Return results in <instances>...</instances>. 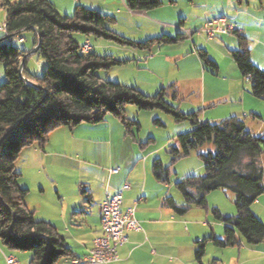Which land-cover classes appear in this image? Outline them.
Masks as SVG:
<instances>
[{
    "label": "trees",
    "instance_id": "1",
    "mask_svg": "<svg viewBox=\"0 0 264 264\" xmlns=\"http://www.w3.org/2000/svg\"><path fill=\"white\" fill-rule=\"evenodd\" d=\"M125 5L129 11H150L161 3L159 0H125ZM0 9L6 24L0 38V64L4 66L5 75L0 85V243L5 248L30 253L29 264H56L72 257L56 228L38 221L26 207L27 191L18 185L15 162L25 148L35 146L43 150L49 135L56 129L96 124L107 114L117 118L125 132L130 133L131 127L138 123L126 118L128 105L139 111L159 110L175 123L188 122L191 126L190 131L176 137L175 144L168 145V166L159 160L153 162L152 174L158 182L170 181V169L178 160L199 152L204 145L213 147L197 155L204 168L202 176L188 175L174 184L182 204L164 199L176 215L183 216L193 208L207 211V196L212 192L233 194L234 216H224L217 208L210 210L213 219L223 225V237L217 239L211 235L196 242V261L201 263L208 241L221 249L239 246V238L250 247L264 244V225L250 209L264 194V135L253 134L246 129L243 120L235 117L211 123L201 121L199 112H180L165 101L171 87L147 96L136 87L102 80L98 71L126 62L93 51L82 53V45L73 35L131 48H143L152 43L172 44L181 37L162 36L143 44L135 43L110 30L109 26L114 23L112 16L82 6H76L70 16L61 15L48 0H0ZM27 29L35 35L33 49L38 46L33 54L44 60L45 67L41 76L32 75L27 69L26 57L21 75L39 88L27 85L19 75V65L26 51L12 41ZM231 34L236 38L237 49L229 54L241 77L249 76L251 95L264 101V71L251 60L250 39L241 30ZM197 55L203 65L216 72V64L205 51L199 50ZM154 123L159 124L158 120Z\"/></svg>",
    "mask_w": 264,
    "mask_h": 264
},
{
    "label": "crops",
    "instance_id": "2",
    "mask_svg": "<svg viewBox=\"0 0 264 264\" xmlns=\"http://www.w3.org/2000/svg\"><path fill=\"white\" fill-rule=\"evenodd\" d=\"M48 1L61 15L67 16L72 15L76 6L90 9L91 3V0ZM189 1L193 5V1ZM161 5L158 9L150 11H129L125 0H108L107 8L113 10L116 18L112 31L117 35L132 38L138 43L142 40H146L144 41L146 43L162 36L181 37L172 44L152 43L147 47L125 50L129 53L127 60L142 63L150 73L163 64L169 68L164 79H146L143 83L137 84L136 88L149 96L164 86L171 87L166 97L180 112L184 114L199 112L201 121L211 123L235 117L243 120L246 129L253 134L264 135V101L251 95L249 84L241 77L234 61L224 56L223 65L228 72H222L220 63L213 60L217 66L214 72L207 67L204 69L197 55L201 37L198 35L194 37L196 32L194 30L201 26L198 34L202 35L211 13L206 14L205 19L200 18L195 24L188 20L189 15H173V10L170 8L173 6L172 3ZM226 20L237 27L231 20ZM252 22L259 23L260 27L262 19L255 18L246 23L251 25ZM141 28H144L142 35H138V39L134 38V32L141 34ZM244 28L246 29L238 27L236 30H241L251 40L249 29ZM226 34H215L211 39L206 37V40L212 43L216 35ZM21 40L18 41L19 44L24 43L22 38ZM225 40L230 48H237V41L234 42L231 38ZM86 42H89L91 47L88 38H84L80 44ZM94 49L91 47V51ZM251 60L261 69L262 66L252 50ZM139 63L136 66H140ZM216 76H224L223 80L226 84L224 90L217 94L216 90L211 88V84H214L213 78ZM142 112L146 111H139L136 107L125 108L126 118L138 123V126L131 127L130 133L125 132L117 118L108 114L102 122L96 124H80L73 129L58 128L50 134L43 150L35 146L25 148L15 162V170L19 174L18 185L27 191L26 207L38 221L51 224L64 238L66 247L72 252V257L63 259L71 264L72 260H82L86 257L92 248L93 240L102 234L98 205L106 197H113L124 184L128 187L122 192L121 211L134 207L135 218L141 230L125 232L126 242L118 248V260L111 264H204L203 260L201 263L196 261L195 253H191L194 248L191 245L195 246L196 251V242L211 235L223 237L222 224H215L216 226L213 225L208 230V222L205 221L200 225L195 221L204 217L197 212L198 210H195L197 214L193 215L195 219L186 216L192 210L183 216L176 215L172 207L164 203V199L170 198L174 204L180 205L183 202L182 197L176 194L174 185L169 186L170 181L158 182L152 174V164L155 160H159L164 166L170 164H164V157L161 154L162 152L167 154L168 145L175 144L176 137L181 132L186 133L191 130L190 124L175 126L174 132L170 134L161 135V132H158L161 135L160 142L153 137L144 139L139 135L141 129L139 118ZM155 115L160 117V114ZM155 120H158L159 124L154 123ZM153 123L163 126L159 119H154ZM79 135L85 140H79L78 138H82ZM202 148L196 153L197 155L203 153ZM205 150H213V147H206ZM262 162L264 165V160ZM110 170L116 172L110 173ZM202 171H204L202 164H198L187 174H201ZM46 197H50L52 204L45 201ZM210 197L213 199V196ZM210 202L212 201L209 198L208 203ZM212 206L218 207L214 203ZM250 209L264 225V194L251 205ZM221 212L223 213L222 210ZM235 214L236 211L232 208H228L227 213H223L224 216ZM176 236L184 237L186 245L191 250L185 257L170 260L167 256H173L176 251ZM239 241L238 247H241V250L238 252L235 264L242 263L241 252H249L247 249L251 252L253 250L255 255L251 259L246 258L243 264H264L262 244L250 247L245 245L242 239L239 238ZM10 251L0 243V264H6L5 256H14L18 264L30 262L31 255L28 252L15 255ZM212 256L206 257V264H223L220 259L214 257L223 258V256ZM59 261L56 264H61Z\"/></svg>",
    "mask_w": 264,
    "mask_h": 264
},
{
    "label": "rangeland",
    "instance_id": "3",
    "mask_svg": "<svg viewBox=\"0 0 264 264\" xmlns=\"http://www.w3.org/2000/svg\"><path fill=\"white\" fill-rule=\"evenodd\" d=\"M159 1L161 4L166 3L168 5L171 4L170 3L171 1H173L172 3L173 6L170 7L173 10L172 14L177 15V16L178 15H189L188 20L194 22L195 24L196 22H198L200 18L205 19L206 14L211 13L210 18H208L209 22L219 17H226V19H229L234 24H236L237 27L235 28L239 27V29L245 30L246 28L244 27H247V29H249L248 31L249 36H251V40H252V42L250 40V50H252V53L255 55L256 60H258V62L262 66L261 69H263L264 71V0H192L193 5L190 3L189 0H162V1L159 0ZM89 5H90L91 10H94L102 15L112 16L114 18V23L109 26L110 30L112 31V28L115 25L116 18L114 16L115 13L113 12V10L107 8L108 0H91V3ZM161 7L162 5L160 6V8ZM3 13H4L3 10L0 9V24L2 23ZM255 18L262 19V22L260 23V27H259V23L255 24L252 22L251 25L248 24L250 21H253ZM200 27L195 28L194 30L196 31L194 34V37L196 35L201 37V39L198 42V44L200 45L198 51L199 50H203L205 52L207 51L206 53L208 55V58L211 61L215 60L217 63H220L222 72H228L227 70H225V66L223 65V62H224L223 57L225 56L230 61H233V59L231 58L228 52L236 50L237 48H230L225 39L231 38L235 42L236 41L235 37L229 33L226 35H216L214 37V40H212V43H208V41L206 40V35L204 33L202 35L198 34L200 31L199 30ZM143 32H144V28H141V34H139L138 32H134L135 33L133 34L134 38L135 37L137 38L138 35H142ZM3 35H4V32L0 31V38ZM73 37L76 40V42H78L79 44L84 40V37L81 35H73ZM120 37H123V36H120ZM20 38L23 39L24 41L23 44L18 43ZM125 39L138 43L136 42V40L132 38H125ZM140 39H143V38H140ZM34 40H35L34 33L28 30L23 31L21 34H19L14 39H12L13 45L17 46L21 50L26 51V55L28 56L26 66H27V69L30 71V73L35 76L36 75L41 76L42 71L45 67L44 60L35 54L29 55L33 50ZM88 40L91 43V47L95 48L93 51L97 55L112 56L114 59L126 62L122 66L112 67L107 71L105 70L98 71L97 75L102 80L113 82V83H120L126 86L137 87V84L143 83V81H145L146 79L162 80L165 78L167 72H169V68H167L165 64H163V66L161 67L158 66L154 72L150 73V71L147 68L142 66V63L134 62L132 60L131 61L127 60L126 58H127V55H129V53H127L125 50H133L134 48L131 49V47L121 46L114 42H109V41H105L102 39H95L92 37L88 38ZM144 41L146 40H142L140 42L144 43ZM186 41L190 42L188 40ZM178 44H180V42ZM137 63H139L140 66H136ZM203 67L204 69H206L205 65H203ZM40 68H41V71H40ZM223 77L224 76H219V77L216 76L213 78L214 84H211V88L216 90V94L221 93L226 87ZM4 81H5L4 66L3 64H0V85ZM163 88H167V87L164 86ZM156 93L149 94V96H154ZM165 101H167V103L169 104L173 103L168 97H165ZM130 107L135 108L133 105H128L126 108H130ZM263 108H264V104H263ZM155 114H160V117H157ZM154 119H159L163 123V126H157L156 124H154L153 123ZM132 120H135V119H132ZM139 122L141 125V129L139 132L140 137L144 139H147L148 137H153L157 140V142H160L161 135L170 134L174 132L175 126H179L184 123L189 124L188 122L175 123L168 114H165L164 112L159 111V110L142 112L139 118ZM156 130H159V131L156 132ZM158 132H161V135ZM182 133H185V132H181V134ZM79 137H82V138H78L79 140H85L83 136L79 135ZM209 146L211 145H208V144L204 145V147L202 148L203 153H205L204 151H207L205 150V148L206 147L208 148ZM161 156L164 157V160H163L164 164L168 165L170 163V157L165 152H162ZM198 164H202V163L200 162L196 153H192L190 156L180 159L176 163H174V165L170 169L169 186H173L174 183H176L178 180L187 176L188 175L187 173H189L190 170L197 167ZM191 174L195 176H202L204 174V171H202L201 174L200 173H191ZM174 191L181 198V195L175 188H174ZM210 196H213V199H211ZM209 198H210V201H212L210 202V204L208 203ZM45 201L49 202V204H52L50 197H46ZM212 203L218 205V207H220L223 213H227L228 208L229 209L232 208L235 211V208L233 205V194L231 192L216 191V192L210 193V195L207 197V206H208L207 212L204 210L195 208V209H191L192 210L191 213L186 216H189L191 219H195L196 217H194L193 215L197 214L195 210H198L197 212H199L200 215L203 214L204 217L201 220H195V221L199 223L200 225L201 223L205 221L208 222L209 226L207 227V229L210 230V228L213 227V225L218 224V222L213 219L210 213V210L212 208L218 209V207H213ZM221 210L219 212L223 215ZM215 238L220 239L219 237H215ZM261 244L264 246L263 243ZM191 246L194 247L192 248L193 250L191 251V253L194 254L195 246L194 245H191ZM240 248L241 247L234 246V247H228V248L221 249V248L215 247L211 242H208L205 244V254L202 260L204 261V264H206V257H209V256L213 257L212 255H220V256H223V258L221 257L219 258V256L218 257L214 256V257H216L217 259H220L221 262H223V264H235L236 259L238 257V252L239 250H241ZM175 249L176 251L174 255L167 256L168 259L173 260V259H177V257L178 258L181 256L185 257L188 254H190V250H191L190 247L186 245L185 238L178 237V236H176ZM248 250L249 252H244V251L241 252L240 262L242 263L240 264H243V261L246 258L251 259L252 257H254L255 253L253 252V250L252 252L250 251V249H247V251ZM10 252L15 255L19 253L22 254L21 251L11 250ZM24 254L29 255L30 253L29 254L24 253ZM19 261H22V260H19ZM208 262H210V260ZM59 263L71 264L66 259H61Z\"/></svg>",
    "mask_w": 264,
    "mask_h": 264
},
{
    "label": "built area",
    "instance_id": "4",
    "mask_svg": "<svg viewBox=\"0 0 264 264\" xmlns=\"http://www.w3.org/2000/svg\"><path fill=\"white\" fill-rule=\"evenodd\" d=\"M236 30L235 26L229 23L226 18L221 17L214 19L205 24L203 31L208 39H211L215 34H226ZM0 31H6L4 19L0 24ZM19 41H22L21 38ZM81 52L86 54L91 52L89 42L81 46ZM249 76L244 78L245 82L249 81ZM116 172L110 170V173ZM128 187L124 184L113 197H106L103 202L98 205V215L100 218L102 234L93 240L100 242V246L105 247L106 256H97L96 249L92 248L89 254L82 260H72V264H111L118 260L117 251L126 242L125 232L141 230L139 222L135 218V208H130L121 211L122 192ZM6 264H18L14 256H5Z\"/></svg>",
    "mask_w": 264,
    "mask_h": 264
},
{
    "label": "water",
    "instance_id": "5",
    "mask_svg": "<svg viewBox=\"0 0 264 264\" xmlns=\"http://www.w3.org/2000/svg\"><path fill=\"white\" fill-rule=\"evenodd\" d=\"M27 30H28V29H27ZM33 30L37 32V30H36L35 28H33ZM37 47H38V46H36V47L32 50V52H31L29 55L35 53ZM26 57H28V56L26 55L25 57H23V58L21 59V62H20V65H19V75L21 76V78L23 79V81H24L27 85L32 86V87H38L37 85L31 83L28 79L24 78V77L21 75V71H22L23 64H24V61H25ZM38 88H39V87H38Z\"/></svg>",
    "mask_w": 264,
    "mask_h": 264
},
{
    "label": "bare ground",
    "instance_id": "6",
    "mask_svg": "<svg viewBox=\"0 0 264 264\" xmlns=\"http://www.w3.org/2000/svg\"><path fill=\"white\" fill-rule=\"evenodd\" d=\"M93 249H96L97 256H106V249L105 247L100 246V242H94Z\"/></svg>",
    "mask_w": 264,
    "mask_h": 264
}]
</instances>
